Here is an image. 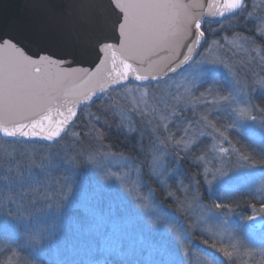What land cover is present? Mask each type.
Returning <instances> with one entry per match:
<instances>
[{"label":"snow or ice","instance_id":"snow-or-ice-1","mask_svg":"<svg viewBox=\"0 0 264 264\" xmlns=\"http://www.w3.org/2000/svg\"><path fill=\"white\" fill-rule=\"evenodd\" d=\"M215 2L219 5L215 11H205L210 7L208 0H108L111 35L95 41V59L90 64L78 60L72 53L62 56L51 52L30 53L12 38L0 37V134L13 140L39 139L53 144L72 138L75 147L67 156L68 163L74 167L91 165L103 180L119 181L141 212L149 213L148 222L154 226L163 215L159 205H150L146 202L149 198L139 194L143 183L141 173L147 168L149 178L166 190L167 197L185 217L183 227L177 228L174 224L169 227L182 250L179 264H192V252L184 235L189 230L199 229L202 237L208 233L203 243L225 258L220 261L212 253L200 250L202 256L197 260H202L203 264H236L234 253L238 254L244 247L235 234H230L227 242L214 238L217 233L212 222L218 216H227L234 211L229 203L217 197L210 204H203L199 194L189 195L193 183L197 189L206 186L208 197L205 199L216 196L217 191L222 192L226 187V181H218L214 188L218 174L224 176L226 173L215 168L212 163L215 157L209 158V140H227V147L217 143L211 145L213 151L223 154L221 160L223 156L238 154V159L245 162L241 166L250 167V162L254 161V155L232 146L225 135L226 129L221 130L223 126L214 114L220 109L203 113L193 110L191 119L185 114L194 101L204 97V92L196 96L192 89L196 79L212 69L201 71L200 66H223L232 73V89L226 95L218 96V100L231 109L234 117L231 126H235V118L256 122L259 115L261 127H264V104L254 102L258 91L264 93V0ZM217 17H235L252 27L245 34L232 29L229 35L209 43L206 34L209 29L205 25L211 23L210 18ZM233 37L243 41L238 46L247 58L243 78L233 71L234 66L226 55L231 51L227 46L234 43ZM197 49L207 51L208 55L196 59L203 55ZM214 51L223 54L214 55ZM160 53L171 55L163 65H154L152 58ZM185 65L195 66L196 76L188 81L191 87L186 84L184 91H180L178 85L175 91L156 95L169 73L185 70ZM133 81L138 83L133 85ZM134 92H139V96L132 95ZM149 92L152 93L150 97ZM113 125L126 135L132 134L133 140L143 149L139 166L134 169V179L129 173L106 170L101 164L104 160L121 159L123 167L129 165L127 159L118 157L104 144L106 132ZM145 126L151 128L148 146L143 143L142 131L136 135L138 129ZM260 153L264 156V146ZM170 157L189 160L197 169L202 167L203 172L198 171L188 186L183 181L169 186L166 178H170ZM210 174L212 179L208 178ZM3 179L6 183L0 206L16 224L22 222L23 232L0 235V264H23L20 253L26 248H35L46 239L30 223L34 211L52 208L59 211L71 196L73 185L66 180L61 188V199L36 209L35 205L24 203L23 193L13 189L14 182L24 179L35 182V177L8 175ZM129 183L132 188L128 187ZM258 191L264 195V181ZM251 207L255 212V204ZM260 207L264 210V201ZM87 210L93 216L97 214L95 205ZM261 218L264 219V214ZM256 219L255 214L242 217L241 228L250 231L255 227Z\"/></svg>","mask_w":264,"mask_h":264},{"label":"rangeland","instance_id":"rangeland-1","mask_svg":"<svg viewBox=\"0 0 264 264\" xmlns=\"http://www.w3.org/2000/svg\"><path fill=\"white\" fill-rule=\"evenodd\" d=\"M237 26H241L246 30V32H237L238 34H245L252 27L251 24L245 25L239 22L237 18H233L221 23L218 29H212L208 42L211 43L212 39H220L229 35L226 30H232ZM232 39L234 43L227 46L231 48V51H227L226 55L234 66L233 71L243 78L247 58L245 53L238 47L243 41L237 37ZM199 51H202L203 55L195 57L196 59H202L203 56L208 55L207 51L201 49ZM213 54L223 53L214 51ZM209 68L212 70L206 75L199 76L195 81V87L192 89L196 96H199L200 92H204L203 99L194 101L185 114L191 119L193 118V110L197 113H203L206 110L220 109L218 113L214 114L219 124L223 126L221 130L226 129L225 135L232 142V146L239 149L230 136L231 132H235L260 149L264 146V127H261L259 115H257L256 122L235 118V126H231L234 118L231 109L222 100H218V96L226 95L232 89V73L223 66L207 64L200 66L201 71ZM194 76H196L195 66H189L179 74L161 82L156 95L175 91L178 85L180 91H184V86ZM188 86L191 87V84H188ZM141 90L144 91V89ZM151 94L149 92V97ZM121 95L123 96V92ZM132 95L139 96V92H134ZM214 97H217V99L214 100ZM258 97L261 99V103L257 101ZM254 102L264 104V93L258 91L255 94ZM240 106L243 107L244 105L241 104ZM125 130L127 132V126H125ZM140 131L143 134L144 145L148 146L151 128L145 126L142 130L139 129V133ZM212 143L227 147L228 142L222 139L219 141L209 140L207 145L209 158L215 157L212 160L215 168H219L226 173L224 176L218 174V180L213 182L214 188L218 181L227 182L222 192H216L215 198L228 199L233 191L240 188L254 194L258 197V200L263 201L264 195L258 189L261 188V183L264 181V163H262L264 159L256 161V163L250 162L252 164L250 167L241 166L245 162L238 159V154L223 156V160H221L223 154L213 151ZM74 147L70 137L65 138L61 144L50 146L35 142H12L0 136V196L4 195L3 189L6 183L3 177L8 175L35 177V182H30L27 179L14 182L13 189L16 192L23 193L24 203L29 206L35 205L36 209L45 208L48 202L54 203L61 199V188L66 180L73 185L71 196L64 202V206L59 211L55 208L47 211H34L30 223L46 239L35 248H26L25 252L20 253L23 264H34L35 257L38 256H49V259L58 260L61 258L68 261L81 259V257L94 258L98 262L110 260L116 264H170L171 261L179 264L182 259V250L178 247L175 235L169 231V227L172 224L177 228L183 227L185 217L177 210L171 199L169 201L165 200L166 205L162 201H157L156 194L143 179L139 194L148 197L149 199L146 202L150 205H159L163 214L160 221L151 226L147 219L149 213L141 212L133 197L129 195L119 181L103 180L101 174H98L97 169L91 165L82 164L74 167L68 163L67 156L72 154ZM117 156L127 159L129 161L128 167L122 166L121 159H111V162L108 160L101 161L102 166L106 170L118 172L119 174L129 173L130 178L134 179L136 177L134 169L139 166V163L122 155ZM169 159L170 178L166 179L167 184L174 187L179 181H183V178L179 160L173 157ZM215 168L213 171H215ZM9 169H11V172H9ZM202 172L203 168L201 167ZM208 178L212 179L211 174ZM157 186L160 188L161 194L167 197L166 190L158 183ZM128 187L132 188L133 185L129 183ZM195 187V184L191 185L190 196L196 193ZM91 205L96 207L97 214L95 216L87 210ZM249 211L248 215L240 210H235L228 213L227 216H218L212 222L214 231L217 233L214 238L227 242L230 234L237 235L245 230L243 235L237 236L241 241L244 240L251 250L246 249L243 254L246 258L253 257L252 254L256 255L253 264H262L261 259L264 258V255H261V252L264 251V228L249 231L242 229L241 225L244 223L242 217L253 214L262 216L264 210L258 205L255 206V212L252 207ZM201 226L206 227L205 225ZM235 229H237V234ZM16 231L23 232L22 222L16 224L10 216L5 214L4 207L0 206V235L5 232L14 234ZM184 235L192 252V264H203L202 260H197V257L202 256L200 250L210 252L218 260L225 261V258L220 255L222 253L203 243V237L200 235L199 229L196 231L189 230ZM208 235L206 233L204 236L207 238Z\"/></svg>","mask_w":264,"mask_h":264},{"label":"water","instance_id":"water-1","mask_svg":"<svg viewBox=\"0 0 264 264\" xmlns=\"http://www.w3.org/2000/svg\"><path fill=\"white\" fill-rule=\"evenodd\" d=\"M208 4L210 7H206L205 11H215L219 6L215 0H208ZM109 16L108 0H0V37L12 38L30 53L51 52L58 56L72 53L78 60L90 64L95 59V41L101 36L111 35ZM210 19L213 24L226 20L218 17ZM169 55L160 53L154 56L153 64L163 65ZM187 67L189 65H185L184 69ZM182 71L169 73L165 79ZM137 83L133 81V84ZM0 136L12 142L54 145L39 139L13 140L2 134ZM256 216L253 229L261 230L264 219L261 215Z\"/></svg>","mask_w":264,"mask_h":264},{"label":"trees","instance_id":"trees-1","mask_svg":"<svg viewBox=\"0 0 264 264\" xmlns=\"http://www.w3.org/2000/svg\"><path fill=\"white\" fill-rule=\"evenodd\" d=\"M235 18V17H233ZM231 18V19H233ZM231 19H226L224 21H221L218 24H206L205 28L209 29L206 34L208 39L210 38V31L212 29H218L221 23L227 22ZM237 32H246V30L241 27L237 26L235 28ZM232 30H226L228 34H230ZM217 36V34H215ZM114 94V93H113ZM259 98V97H258ZM257 98V101L261 103V99ZM77 131H79V128H77ZM126 132V130H125ZM136 135H139V129L138 133ZM107 138L104 141L105 146H110L111 151L117 155H122L124 157L129 158L130 160H135L137 163H140L142 157H143V149H141L140 145L133 140L132 134H124L122 133L119 128L116 125H113L111 129H109L106 132ZM231 139L233 142L239 147V149L245 151L247 154L254 155V161H259L261 159H264V156L261 155L260 149H258L252 142L249 140L245 139L244 137L239 136L235 132L230 133ZM21 143V142H19ZM24 143V142H22ZM144 143V141H143ZM41 144V143H38ZM44 145H47L44 143ZM250 145L252 147H250ZM50 146H55V145H50ZM179 160V159H178ZM179 164L181 167V176L183 178L184 185L189 184L190 180H193L196 177V173L199 171L201 172V168L197 169V167L189 160H179ZM143 179L147 185L150 186V188L154 191V193L157 196V201H162L164 205H166V201H169V198L163 196L161 194L160 188L157 186V183L154 179L149 178L148 170L147 168H144L143 170ZM194 185V183H193ZM196 193L199 194L202 198V203L203 204H210L212 200L216 199L215 196H211L207 199L204 197H208L207 192L205 191L204 186L200 187L197 189L195 187ZM166 200V201H165ZM264 201V199H263ZM225 202L229 203L230 206L235 210H240L247 215L250 213L251 205L255 204V206L261 205V200H258V197H256L254 194L246 192L244 189H237L233 191L231 196L228 197V199H225ZM237 229H235L236 231ZM245 233V230H242L240 233L236 234L237 235H243ZM206 236H203V239H205ZM208 238V237H207ZM211 242V241H210ZM244 247H241L239 250V253H234V257L236 259V264H253L255 262L256 255L254 257L246 258L245 254H243L244 250L250 249L249 245H247L244 240H242ZM231 250V249H229ZM251 250V249H250ZM25 252V251H23ZM223 256V254H220ZM247 255V254H246ZM30 263V262H27ZM261 263L264 264V258L261 259ZM34 264H116L112 263L110 260H105L102 262H98L97 259H86L81 257V259H77L74 261H68L67 259H58V260H53L49 259V256H38L35 257V263Z\"/></svg>","mask_w":264,"mask_h":264}]
</instances>
